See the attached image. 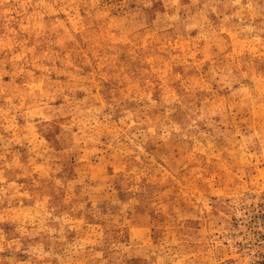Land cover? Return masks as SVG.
Segmentation results:
<instances>
[{
	"label": "rangeland",
	"instance_id": "1",
	"mask_svg": "<svg viewBox=\"0 0 264 264\" xmlns=\"http://www.w3.org/2000/svg\"><path fill=\"white\" fill-rule=\"evenodd\" d=\"M0 264H264V0H0Z\"/></svg>",
	"mask_w": 264,
	"mask_h": 264
}]
</instances>
